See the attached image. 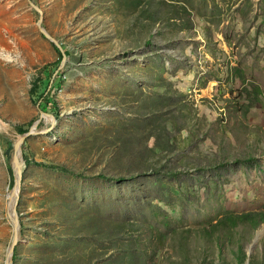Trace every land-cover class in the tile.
<instances>
[{
  "label": "rangeland",
  "instance_id": "374dc122",
  "mask_svg": "<svg viewBox=\"0 0 264 264\" xmlns=\"http://www.w3.org/2000/svg\"><path fill=\"white\" fill-rule=\"evenodd\" d=\"M0 119V264L35 123L11 264H264V0H0Z\"/></svg>",
  "mask_w": 264,
  "mask_h": 264
},
{
  "label": "water",
  "instance_id": "95a60500",
  "mask_svg": "<svg viewBox=\"0 0 264 264\" xmlns=\"http://www.w3.org/2000/svg\"><path fill=\"white\" fill-rule=\"evenodd\" d=\"M33 5L37 9H39V7H37L34 3H33ZM42 18H43V16L41 15V19L39 21V25H40L42 33L46 37H48L49 39L54 41L56 43V45L63 51L64 48H63L62 44L55 37H53L42 26ZM66 60H67V55L64 52L63 60H62V63L60 65V67H59V70L63 67V65L65 64ZM58 71H57V73H58ZM40 111L42 113V116L43 115L52 116L48 112H45V111H43L41 109H40ZM37 125H38V123H35L30 131L21 134L18 137V139L16 141V144H15V154H14V158H13V170H14V174H15V185H14V188L12 190V193L10 194L9 203H8V214H9V217H10L12 223H13V226H14V236H13V243H12V245L9 248L6 264H11L12 263V256L14 254V251L16 249V246H17V244L19 242V237H20L19 236L20 235V220H19L17 212H16L15 202H16V199H17L19 191H20V182H21V177H22V166H21L22 158H23V156H22V152H23L22 148H23V144H24L25 140L30 135L38 133V131L36 130ZM255 241H258V240H255Z\"/></svg>",
  "mask_w": 264,
  "mask_h": 264
},
{
  "label": "trees",
  "instance_id": "16d2710c",
  "mask_svg": "<svg viewBox=\"0 0 264 264\" xmlns=\"http://www.w3.org/2000/svg\"><path fill=\"white\" fill-rule=\"evenodd\" d=\"M61 59L63 55H60ZM53 65H50L49 67H52ZM237 70H240L237 68ZM239 75V74H237ZM33 97L34 93L31 91ZM51 89L49 91H40L38 93V97H34V100H36L40 104L41 110L45 112H49V106H50V101H51ZM21 133L27 132V130H24L23 128L20 129ZM13 150V147H11L7 150L8 157L10 158L11 151ZM259 215L252 214V213H247V214H240V215H227L224 216L223 218L217 220L215 224H211L209 228L211 229V232L215 233L218 232L219 234L227 235L232 231L233 228L238 226L239 224L243 225L244 223H249L251 227H256L260 224V221H264L263 215H260L259 219L257 218ZM236 260H238L240 263H244L247 260V256L242 253L241 248L238 250L236 253ZM255 260L252 258L251 259V264H254Z\"/></svg>",
  "mask_w": 264,
  "mask_h": 264
},
{
  "label": "bare ground",
  "instance_id": "6f19581e",
  "mask_svg": "<svg viewBox=\"0 0 264 264\" xmlns=\"http://www.w3.org/2000/svg\"><path fill=\"white\" fill-rule=\"evenodd\" d=\"M3 57L8 59V60H11L10 57L5 53L3 54ZM6 129H8V125H6V123L2 119H0V130H6ZM9 197H10V195H9Z\"/></svg>",
  "mask_w": 264,
  "mask_h": 264
},
{
  "label": "clouds",
  "instance_id": "9594fccd",
  "mask_svg": "<svg viewBox=\"0 0 264 264\" xmlns=\"http://www.w3.org/2000/svg\"><path fill=\"white\" fill-rule=\"evenodd\" d=\"M48 113H49V112H48ZM254 246H255V244H254L253 247L251 248V251L248 253L247 264H251V255L253 254Z\"/></svg>",
  "mask_w": 264,
  "mask_h": 264
}]
</instances>
